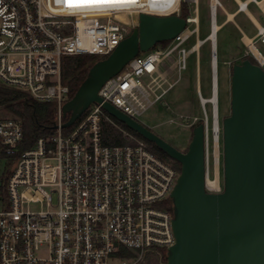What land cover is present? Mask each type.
Returning <instances> with one entry per match:
<instances>
[{
    "label": "built area",
    "instance_id": "obj_1",
    "mask_svg": "<svg viewBox=\"0 0 264 264\" xmlns=\"http://www.w3.org/2000/svg\"><path fill=\"white\" fill-rule=\"evenodd\" d=\"M116 1L130 7L114 9L112 0H98L94 9L100 14L94 16L90 7L57 12V0H0V85L56 102L60 110L69 97L61 80L65 56H108L130 34L135 16L181 15L183 3L194 5L186 30L166 46L138 55L103 85L99 96L139 120L174 88L190 56L199 58L209 42L211 96L204 97L198 87L208 180L210 132L214 145L220 141L216 27L221 1L210 0V33L190 48L192 36L199 34V0ZM118 11L126 12L129 22ZM190 24L196 27L189 29ZM250 40L255 48L264 44V26ZM259 54L253 55L264 70ZM4 110L0 106V161L5 164L0 199L6 202L0 210V264H135L174 245L171 193L180 170L144 141L103 145L101 120H111L102 104L93 103L68 135L60 129L28 148L22 122L3 116ZM32 202L44 206L31 211L25 206ZM126 252L134 257H122Z\"/></svg>",
    "mask_w": 264,
    "mask_h": 264
},
{
    "label": "water",
    "instance_id": "obj_2",
    "mask_svg": "<svg viewBox=\"0 0 264 264\" xmlns=\"http://www.w3.org/2000/svg\"><path fill=\"white\" fill-rule=\"evenodd\" d=\"M136 28L116 49L92 65L74 97L57 111L69 119L53 128H69L93 103L181 165L171 193L175 243L166 264H264V70L249 59L233 64L231 113L223 119L224 188H207L205 126H194L181 151L148 126L105 102L99 91L141 53L173 40L186 30L178 14L141 13Z\"/></svg>",
    "mask_w": 264,
    "mask_h": 264
},
{
    "label": "rangeland",
    "instance_id": "obj_3",
    "mask_svg": "<svg viewBox=\"0 0 264 264\" xmlns=\"http://www.w3.org/2000/svg\"><path fill=\"white\" fill-rule=\"evenodd\" d=\"M222 7H219L217 13V22L219 28L217 33L218 39V94H219V125H220V141L219 145H214L212 141V133L210 132L209 140V181H216V186L208 187L210 192H221L224 188V161H223V133L222 123L226 116L231 113V74L233 64H240L247 55L253 56L248 45L242 40L243 34L246 33L250 38L256 36V25L251 21L245 12L237 13L239 6L236 0H220ZM187 4L189 10L194 5ZM210 0H199V19H200V39L206 38L210 33ZM249 11L254 17L260 20L264 25V14L260 8L252 3ZM228 11V13H226ZM235 14L232 20L228 19V14ZM124 19H129L128 14L124 15ZM134 28L138 26V17L134 18ZM195 24H190L189 29H194ZM244 32V33H243ZM196 35H193L188 47L196 43ZM257 48L264 56V44L258 42ZM259 52V53H260ZM95 56V55H94ZM97 59L103 56H95ZM200 63L198 73V61L195 54L191 55L188 60V68L182 72L181 78L174 88L162 98V100L151 106L144 114L141 115L139 121L148 126L151 130L165 139L167 142L175 146L181 151H186L192 136V127L202 122L204 117L203 109L198 98V86L204 97L211 96V48L210 43H205L200 48ZM255 58V57H254ZM177 78V77H176ZM208 113L211 116V106L208 105ZM3 116H11L6 110L2 112ZM62 116V115H61ZM60 113L57 112L56 119L61 122ZM217 144V142H215ZM217 156V157H216ZM179 170L180 166L172 160H165ZM217 162V163H216ZM4 161H0V189L4 186L3 172ZM217 179V180H216ZM219 189L216 190L218 188ZM208 186V185H207ZM6 206V202L0 199V210ZM31 211L42 209L41 202H32L25 207ZM166 251V250H165ZM135 264H166L163 253L161 251L152 252L144 256V258Z\"/></svg>",
    "mask_w": 264,
    "mask_h": 264
},
{
    "label": "trees",
    "instance_id": "obj_4",
    "mask_svg": "<svg viewBox=\"0 0 264 264\" xmlns=\"http://www.w3.org/2000/svg\"><path fill=\"white\" fill-rule=\"evenodd\" d=\"M181 16L184 18L190 16V10L187 4L182 5ZM169 42L170 41L162 42L158 45L166 46ZM106 57L107 56L97 59L94 55H75L65 56L62 59L61 80L64 85L69 87L68 100L74 97L80 85L86 79L90 67ZM245 59H249L257 64L253 56L247 55L243 58V60ZM0 106L5 107L10 115L18 118L22 122L24 128V146L27 148L33 146L39 138L54 136L57 133V130L53 128L54 123L58 122L56 119V114L58 112V105L56 102H41L32 98L25 92L0 85ZM85 115L86 114H84L75 125L62 129V133L68 135L72 132ZM105 116L111 121H107L104 118L101 120V142L103 145H126L135 144L138 140L144 141L147 147L159 158L169 161L172 160L165 152L160 150L156 144L147 141L137 132L129 129L124 123L108 115L106 112ZM61 119V122L64 123L69 119V115H67V117L61 116ZM193 128L194 127H192V129ZM172 161L181 167L179 162ZM160 251L163 253L165 262H167L166 251L163 249H160ZM122 257L132 258L134 254L132 252H126L122 254Z\"/></svg>",
    "mask_w": 264,
    "mask_h": 264
},
{
    "label": "bare ground",
    "instance_id": "obj_5",
    "mask_svg": "<svg viewBox=\"0 0 264 264\" xmlns=\"http://www.w3.org/2000/svg\"><path fill=\"white\" fill-rule=\"evenodd\" d=\"M97 1L98 0H57L58 7H57L56 10H57V12L64 13V14H73V13H78V12L82 11L81 10L82 8H87V7L89 8L90 7V9L92 10L91 14L94 15V16H98L100 13L97 12V10L100 9V8H98L97 10L94 9L98 5V2ZM239 2L241 4V6H242L241 10L243 12H245L250 18H252V20H254V18L250 14V12L245 7L246 3L245 2H242V1H239ZM84 3H88L90 6H75V5L84 4ZM111 3H112V6H115V7H113L114 9H123V8H129L130 7V6H121V4H119V3H122V2H118L116 0H112ZM258 3L262 6V8H264V0H262V1L258 0L257 4ZM70 5H73V6H70ZM109 5H111V4H109ZM107 10L108 9L106 8L105 11H107ZM100 11H102V10H100ZM105 14H106V12H105ZM125 14H127V13L126 12H122V11H118L117 12V15H118L119 18H121L122 20H126V21L129 22V19H124L125 18L124 17ZM234 17H235V14H232V13L228 14V19L229 20H232ZM219 28H221V27H219V25L217 23V27H216L217 31H218ZM244 41L247 42L248 44L250 43V45H251V40H249L247 37L244 38ZM251 48L253 50L252 52L258 57L260 54L257 51V49L254 46H252V45H251ZM214 130L216 131L217 129H214ZM215 184H216V181H209V180H207V185H208L207 187H209V186L212 187Z\"/></svg>",
    "mask_w": 264,
    "mask_h": 264
},
{
    "label": "crops",
    "instance_id": "obj_6",
    "mask_svg": "<svg viewBox=\"0 0 264 264\" xmlns=\"http://www.w3.org/2000/svg\"><path fill=\"white\" fill-rule=\"evenodd\" d=\"M239 1H242V2H245L246 3V8H247V10L249 11V6L252 4V3H254L255 5H257L259 8H260V10L262 11V13L264 14V8H262V6L258 3L257 4V2H258V0H236V2L238 3V6H239V9H238V11H237V13H241V12H243L241 9H240V2ZM260 1H262V0H260ZM250 12V11H249ZM226 13H228V11L226 12ZM244 13V12H243ZM236 14V13H235ZM250 14L252 15V13L250 12ZM252 17L254 18V21H256V22H253V20H251L255 25H256V29L259 27V26H264V25H261V23H260V20H258L256 17H254L253 15H252ZM244 33V32H243ZM257 34V33H256ZM245 37H247L249 40H250V37L246 34V33H244L243 34V37H242V40L244 41V38ZM254 38V37H253ZM196 39H200V30H199V34L198 35H196ZM190 43V42H189ZM246 44L248 45V47H249V44L246 42ZM193 46V45H192ZM250 49L252 50V48L250 47ZM257 49V51L258 52H260L259 50H258V48H256ZM253 51V50H252ZM251 51V52H252ZM253 53V52H252ZM254 54V53H253ZM193 55V54H192ZM196 55V54H195ZM255 55V54H254ZM256 56V55H255ZM200 57L198 58L197 57V61H198V73L200 72V70H199V63H200ZM199 87V86H198Z\"/></svg>",
    "mask_w": 264,
    "mask_h": 264
},
{
    "label": "snow or ice",
    "instance_id": "obj_7",
    "mask_svg": "<svg viewBox=\"0 0 264 264\" xmlns=\"http://www.w3.org/2000/svg\"><path fill=\"white\" fill-rule=\"evenodd\" d=\"M73 6V5H70ZM75 6H90L88 3H84V4H79V5H75Z\"/></svg>",
    "mask_w": 264,
    "mask_h": 264
}]
</instances>
